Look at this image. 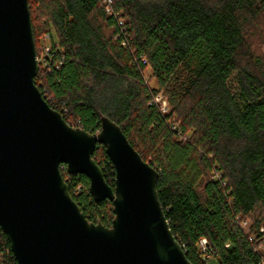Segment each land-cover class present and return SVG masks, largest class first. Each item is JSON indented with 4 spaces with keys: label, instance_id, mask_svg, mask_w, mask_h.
<instances>
[{
    "label": "trees",
    "instance_id": "trees-1",
    "mask_svg": "<svg viewBox=\"0 0 264 264\" xmlns=\"http://www.w3.org/2000/svg\"><path fill=\"white\" fill-rule=\"evenodd\" d=\"M28 8L37 57L48 34L62 62L39 64L42 98L72 128L96 133L104 116L121 129L158 172L157 196L186 259L264 264V0H112V15L101 0ZM92 159L113 187L102 145ZM61 174L86 220L110 227L112 203H95L84 175ZM0 264H17L1 228Z\"/></svg>",
    "mask_w": 264,
    "mask_h": 264
},
{
    "label": "water",
    "instance_id": "water-1",
    "mask_svg": "<svg viewBox=\"0 0 264 264\" xmlns=\"http://www.w3.org/2000/svg\"><path fill=\"white\" fill-rule=\"evenodd\" d=\"M39 70L28 0H0V228L17 264H191L159 202L158 172L107 117L88 133L68 126L34 84ZM102 145L111 187L92 155ZM60 165L84 175L110 227L86 220Z\"/></svg>",
    "mask_w": 264,
    "mask_h": 264
},
{
    "label": "built area",
    "instance_id": "built-area-1",
    "mask_svg": "<svg viewBox=\"0 0 264 264\" xmlns=\"http://www.w3.org/2000/svg\"><path fill=\"white\" fill-rule=\"evenodd\" d=\"M102 4L105 8V11L108 15H112L113 10H112V0H101ZM118 16V14H117ZM118 25L120 27H124V21L121 18H118ZM50 36L48 34L44 35V40L46 41V44H44L43 48H42V52H41V56L38 58V64H42V66L44 68H46L48 71L51 70V68L54 69H58L61 65V60L57 59V55L58 52V48H57V43L53 42L50 38ZM123 44V42H122ZM56 57V59H55ZM141 59V63L143 65L147 64L146 59L143 57H140ZM161 105V110L163 112H165L166 110V101L161 100V102L159 103ZM62 170H66L64 165H60V171ZM248 225L246 222L241 223L240 228L241 230H243L246 234H248V229H247ZM260 233H264V228H260L259 229ZM249 240L251 241L252 238H249ZM199 245L200 248L202 249V251H205V245H206V241L204 239L199 241ZM205 258L208 257V255L204 256Z\"/></svg>",
    "mask_w": 264,
    "mask_h": 264
},
{
    "label": "rangeland",
    "instance_id": "rangeland-1",
    "mask_svg": "<svg viewBox=\"0 0 264 264\" xmlns=\"http://www.w3.org/2000/svg\"><path fill=\"white\" fill-rule=\"evenodd\" d=\"M44 44H46V41L44 42ZM262 51L264 52V47L262 48ZM147 75H149L148 71L145 72V77H147ZM152 85V83H151ZM156 103H160L161 100H163L162 96L159 94L158 96H156V98L154 99ZM165 101V100H163Z\"/></svg>",
    "mask_w": 264,
    "mask_h": 264
}]
</instances>
